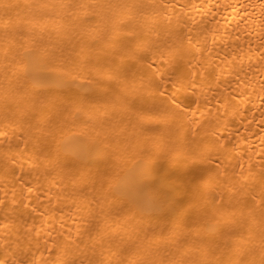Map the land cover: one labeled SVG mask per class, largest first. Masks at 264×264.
<instances>
[{
	"label": "bare ground",
	"instance_id": "1",
	"mask_svg": "<svg viewBox=\"0 0 264 264\" xmlns=\"http://www.w3.org/2000/svg\"><path fill=\"white\" fill-rule=\"evenodd\" d=\"M0 264H264V0H0Z\"/></svg>",
	"mask_w": 264,
	"mask_h": 264
}]
</instances>
